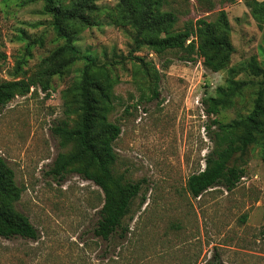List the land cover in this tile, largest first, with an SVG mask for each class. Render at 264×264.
<instances>
[{"label": "rangeland", "instance_id": "obj_1", "mask_svg": "<svg viewBox=\"0 0 264 264\" xmlns=\"http://www.w3.org/2000/svg\"><path fill=\"white\" fill-rule=\"evenodd\" d=\"M94 1L101 8L117 2ZM167 1L176 31L190 23L195 29L198 20L215 24L225 13L229 30L219 34L232 53L223 69L212 72L198 57L181 61L176 52L130 55L129 29L103 12L74 42L101 69L100 82L113 84L107 120L120 133L111 173L121 184L139 183L121 227L104 240L93 233L103 195L73 170L81 165L68 166L62 178L50 173L56 156L73 149L54 130L78 121L72 87L86 62L50 76L49 57L63 40L42 2L0 0V83L31 84L0 107V158L20 192L14 209L37 232L36 239L0 237V264H214L213 256L220 264H264L263 140L231 157L229 166L244 170L233 190L218 186L192 198L186 189L213 146L215 127H207L214 117L205 115L203 101L213 98L216 119L229 123L248 113L264 83V12L252 14L243 0ZM248 64L262 74L251 75Z\"/></svg>", "mask_w": 264, "mask_h": 264}, {"label": "trees", "instance_id": "obj_2", "mask_svg": "<svg viewBox=\"0 0 264 264\" xmlns=\"http://www.w3.org/2000/svg\"><path fill=\"white\" fill-rule=\"evenodd\" d=\"M31 1L42 2V12L50 17L56 37L63 40L49 57L53 63L49 75H62L80 58L86 62L72 87L78 121L73 129L58 125L54 130L64 141L73 142V149L69 154L59 153L56 156L50 173L62 178L68 166L81 165L73 170L102 192V206L93 233L107 240L121 227L131 201L138 194L139 183L121 184L111 173L115 161L112 143L120 133V128L107 120V114L112 110L113 84L108 80L104 84L100 82L98 75L102 73L101 69L88 56L79 55L74 45L77 35L94 25V14L103 12L112 25L129 29L133 42L130 55L142 48L158 56L165 52H176L177 59L181 61L193 62L194 57H198L202 59L204 67L218 72L229 61L232 53L226 36L219 34L227 32L229 24L225 13L221 11L215 24L198 20L195 29L190 23L176 31V15L164 10L167 0H117L110 8H101L94 0H70L67 3L64 0ZM243 1L252 14L264 12V0ZM249 68L253 76L262 74L252 65ZM234 84L238 90L243 86L239 82ZM257 85L251 109L246 115L229 123H221L216 119L218 108L213 98L208 97L203 101L205 115L214 117L207 128L209 130L214 126L215 130L211 137L213 146L204 157L203 169L191 174L186 181L187 192L192 198H198L218 186L231 191L244 176V170L229 166V161L234 153H244L247 147L259 144V140L264 141V83L260 81ZM30 86L19 81L1 82L0 107L10 102L16 94H26ZM42 90H47V86H42ZM260 160L264 169V147L260 151ZM19 194L13 182L12 170L0 158V237L36 239V230L13 207ZM215 257L214 264H220Z\"/></svg>", "mask_w": 264, "mask_h": 264}]
</instances>
